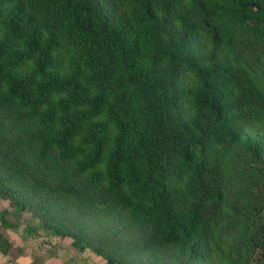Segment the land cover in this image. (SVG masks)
I'll list each match as a JSON object with an SVG mask.
<instances>
[{"label": "trees", "instance_id": "obj_1", "mask_svg": "<svg viewBox=\"0 0 264 264\" xmlns=\"http://www.w3.org/2000/svg\"><path fill=\"white\" fill-rule=\"evenodd\" d=\"M0 199L102 264H264V0H0Z\"/></svg>", "mask_w": 264, "mask_h": 264}, {"label": "rangeland", "instance_id": "obj_2", "mask_svg": "<svg viewBox=\"0 0 264 264\" xmlns=\"http://www.w3.org/2000/svg\"><path fill=\"white\" fill-rule=\"evenodd\" d=\"M17 223V227L6 228L12 249L4 256L0 253V264H102V260L90 252H78L69 238H58L40 227L39 221L30 213L11 209L0 199V213ZM33 227L29 233L26 227Z\"/></svg>", "mask_w": 264, "mask_h": 264}]
</instances>
